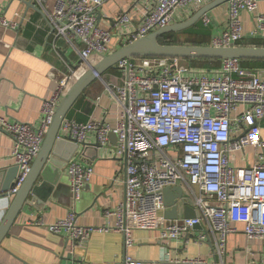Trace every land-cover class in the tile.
Returning <instances> with one entry per match:
<instances>
[{"label": "built area", "instance_id": "1", "mask_svg": "<svg viewBox=\"0 0 264 264\" xmlns=\"http://www.w3.org/2000/svg\"><path fill=\"white\" fill-rule=\"evenodd\" d=\"M212 0H143L140 20L133 30L126 29L133 41L154 30L176 22L179 15L193 12ZM103 0H55L48 13L51 35L80 42L81 62L92 56L108 54L111 32L97 22V7ZM254 14L257 30L264 38V12L258 11V0H228L227 26L212 40L213 46L237 45L242 37L240 14ZM118 20L126 25V13ZM209 24L206 14L201 16ZM0 26L12 30L16 21L0 14ZM177 57H130L116 64L124 75L119 85L108 90L119 105V119L114 126L97 120L77 122L64 119L59 136L76 144L94 133L97 144L109 145L115 134V156L123 159L124 198L114 211L115 230L124 235L125 247L134 244L129 222L145 217L164 218L167 207L163 189L187 186L197 215L168 222L160 231V239H174L200 227L194 241H212L214 253L222 260L228 235L243 225L247 239L264 241V156L258 153L253 165L238 169L230 163L233 151L247 146L264 150L259 122L264 116V81L256 69L241 66L240 59H221L220 68L212 71H191ZM72 75L56 79L52 96L42 101L39 126L8 121L0 116V129L13 142L10 158L17 167L13 195L25 180L37 156L55 108L70 86ZM232 133L237 136L232 137ZM67 178L73 202L93 175V167L78 160L67 162ZM184 189V188H183ZM70 208L65 217L44 225L51 233L64 235L70 252L94 231L107 229L83 226ZM213 242V241H212ZM186 263H203L200 258L184 259ZM69 264H76L72 260ZM120 264H142L125 256Z\"/></svg>", "mask_w": 264, "mask_h": 264}, {"label": "crops", "instance_id": "2", "mask_svg": "<svg viewBox=\"0 0 264 264\" xmlns=\"http://www.w3.org/2000/svg\"><path fill=\"white\" fill-rule=\"evenodd\" d=\"M26 1L0 0V14L18 24L16 30L0 26V116L11 122L20 121L37 127L42 120V101L52 96L57 77L72 75L71 85L101 58L92 56L82 63L78 54L79 40L51 35L52 27L47 14L52 12L55 0H32L39 11L26 5ZM142 2L103 0L97 7V22L111 32L108 53L129 42L126 29L133 30L137 26L143 11ZM197 10L179 15L176 22L188 19ZM258 11L264 12V0H258ZM122 13L130 19L126 25L118 20ZM206 15L209 24L204 25L200 18L194 25L199 28L195 31L196 38L179 43L211 45L212 40L226 29L227 2L214 7ZM240 19L242 37L239 45L258 46L257 41H264L259 33H254L257 26L253 13L242 11ZM175 36L177 38V33ZM220 64L221 59L206 64H199L193 59L182 61V65L191 71L212 73L219 70ZM254 69L260 72L264 81V64ZM123 76L116 66L106 71L84 90L65 119L77 122L97 120L114 126L119 119L120 108L108 87L121 84ZM259 126L264 138V116ZM237 135L232 133V137ZM12 145L11 137L0 129V185L7 184L9 171L12 170ZM115 146L116 139L112 135L109 145H98L94 133H88L73 153H68L71 148L69 143H60L58 152H63L62 157L65 153V157L68 155L69 158L63 160L55 156L53 159L56 165L51 167V171L58 174L57 184L45 202L30 198L18 213L0 242V264H69L72 260L76 264H120L125 256L142 264H197L183 262L193 258L202 259L201 264H214V238H211L213 242H195L194 238L200 231L198 226L180 238H159V231L168 222L186 218L181 205L175 219L164 215L163 219L151 216L129 222L134 244L125 247L123 233L115 230L116 217L105 215V211H114L124 198V161L115 156ZM258 153L264 156V150L247 146L231 152L230 163L244 169L259 160ZM70 160L93 167V175L84 184L76 202L72 200L67 178L66 167ZM183 188L184 195L191 198L187 186ZM11 197L7 192L0 198V221ZM70 208H74L78 224L107 229L90 233L72 253L64 235L51 233L46 226L35 224L39 219L45 224L55 222L65 217ZM235 227L238 231L227 237L222 264H264V241L247 239L241 223H236Z\"/></svg>", "mask_w": 264, "mask_h": 264}, {"label": "water", "instance_id": "3", "mask_svg": "<svg viewBox=\"0 0 264 264\" xmlns=\"http://www.w3.org/2000/svg\"><path fill=\"white\" fill-rule=\"evenodd\" d=\"M228 0H212L200 7L188 19L176 22L165 27L154 30L143 35L136 40L130 41L114 51L104 55L99 61L81 73L76 80L68 87L65 94L60 99L52 116L51 123L44 135L41 148L33 160L30 170L19 187L11 195L9 206L4 212L0 221V242L9 231L18 213L30 198H36L40 202H45L52 194L57 184V172L52 173L51 167L56 165L54 157L68 160V155L63 156V152H58L61 142L71 145L68 153H73L78 148L69 138L59 136L61 124L68 111L75 101L82 95L84 90L96 79L100 78L106 71L116 66V64L130 57L156 56V57H177L182 59H224L237 58L240 60H260L264 61V46H244L234 45L228 47H217L213 45H191V44H164L159 38L168 32H179L194 26L203 14H207L214 7L226 3ZM26 5L39 11L32 3L26 1ZM115 137V134H112ZM111 137V136H110ZM60 165V163H58ZM9 171L7 184L0 185V198L4 197L12 187L17 167L12 166ZM7 172V171H6ZM163 201L167 209L164 212L166 218L175 219L178 216L179 205L183 207L185 217L190 218L197 215L192 202L184 195L183 188L179 185L165 187L163 189ZM196 227V226H195ZM214 264H222V260L215 254Z\"/></svg>", "mask_w": 264, "mask_h": 264}, {"label": "trees", "instance_id": "4", "mask_svg": "<svg viewBox=\"0 0 264 264\" xmlns=\"http://www.w3.org/2000/svg\"><path fill=\"white\" fill-rule=\"evenodd\" d=\"M191 30L189 28L185 29L184 32ZM176 33L177 32H168L164 35H162L159 38V41L164 44H176L179 43L177 38H176ZM237 44H240V41H237ZM256 45L258 46H264V41H257ZM193 61L198 62L199 64H206L208 61H218V59H193ZM241 66L247 69H254L256 67H260L264 64V61L260 60H240Z\"/></svg>", "mask_w": 264, "mask_h": 264}, {"label": "rangeland", "instance_id": "5", "mask_svg": "<svg viewBox=\"0 0 264 264\" xmlns=\"http://www.w3.org/2000/svg\"><path fill=\"white\" fill-rule=\"evenodd\" d=\"M189 29H191V30H188L186 32H184V30L177 32L178 42H183L186 40H193L194 38H196L195 31L199 28L197 26H194V27H191ZM177 44H181V43H177Z\"/></svg>", "mask_w": 264, "mask_h": 264}]
</instances>
